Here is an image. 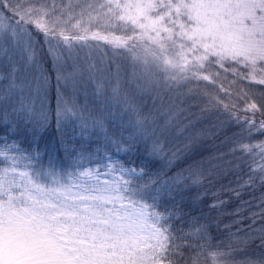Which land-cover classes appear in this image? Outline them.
<instances>
[{
  "label": "snow or ice",
  "instance_id": "obj_1",
  "mask_svg": "<svg viewBox=\"0 0 264 264\" xmlns=\"http://www.w3.org/2000/svg\"><path fill=\"white\" fill-rule=\"evenodd\" d=\"M228 175L264 188V0H0V264H264Z\"/></svg>",
  "mask_w": 264,
  "mask_h": 264
},
{
  "label": "trees",
  "instance_id": "obj_2",
  "mask_svg": "<svg viewBox=\"0 0 264 264\" xmlns=\"http://www.w3.org/2000/svg\"><path fill=\"white\" fill-rule=\"evenodd\" d=\"M209 127L208 124L204 122H199L197 123V130H200L201 128H207ZM127 135V133H125ZM223 134H221L222 136ZM46 136L49 140H55L57 137L56 129L53 126L52 128L49 129V131L46 133ZM178 142V141H177ZM205 145L207 147V151L204 152L205 157H209L211 155H217L220 152L226 151L227 150V145L221 143L220 139H213V138H206L205 139ZM120 155H123L122 153ZM213 163H217V161H213ZM235 177L232 175H228L224 177L223 179L218 180L217 183L208 186L210 191L207 196H205V201L206 203L201 205V208L204 210L206 214H208L214 221L218 222L220 224V228L223 229V226L225 224H232L234 219H237L238 217L234 216L233 213L239 207L241 200L243 201H251L253 207L249 209H245L244 212L242 213L243 216L247 217L248 212L250 211H259L255 207V205L259 202V198L262 193H264V188H256L254 191L253 190H244L242 192V197L241 200H237L235 197H231L230 193H225L221 192V185H228L230 181H235ZM233 186L235 184L233 183ZM218 193L219 197L221 199L227 200V204L222 206L219 209L212 210L210 211L208 208V204H210L213 201V196L212 193ZM251 221L245 218L243 220V223L241 224H233L232 225V230L235 231L236 228H247L249 223ZM260 226V222L257 223L256 227ZM217 230L215 226L213 227V232L215 233Z\"/></svg>",
  "mask_w": 264,
  "mask_h": 264
},
{
  "label": "rangeland",
  "instance_id": "obj_3",
  "mask_svg": "<svg viewBox=\"0 0 264 264\" xmlns=\"http://www.w3.org/2000/svg\"><path fill=\"white\" fill-rule=\"evenodd\" d=\"M87 100H85V91L81 90L78 100L81 105H87L88 109L93 112V114L97 116H103L106 119H109L108 111L104 108V105L100 102H94L95 97L93 96V88L92 86H88L87 89ZM146 102L150 105L151 101L145 98Z\"/></svg>",
  "mask_w": 264,
  "mask_h": 264
}]
</instances>
